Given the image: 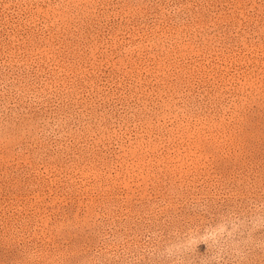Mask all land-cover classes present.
Listing matches in <instances>:
<instances>
[{
  "label": "rangeland",
  "instance_id": "1",
  "mask_svg": "<svg viewBox=\"0 0 264 264\" xmlns=\"http://www.w3.org/2000/svg\"><path fill=\"white\" fill-rule=\"evenodd\" d=\"M0 264H264V0H0Z\"/></svg>",
  "mask_w": 264,
  "mask_h": 264
}]
</instances>
